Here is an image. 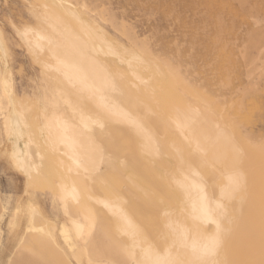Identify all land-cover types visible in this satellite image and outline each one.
Returning <instances> with one entry per match:
<instances>
[{
  "label": "rangeland",
  "instance_id": "1",
  "mask_svg": "<svg viewBox=\"0 0 264 264\" xmlns=\"http://www.w3.org/2000/svg\"><path fill=\"white\" fill-rule=\"evenodd\" d=\"M68 1L73 6L64 9L54 0H0V32L15 105L33 123L48 177L45 181L36 176L30 190L36 189L42 206L49 210L58 175L65 183L66 203L76 205L80 212L79 219H65L58 226L59 241L78 262L83 255L80 239L93 221L89 196L97 197L85 190L86 173L105 169L106 176L97 173V178L99 185L106 180L100 190L107 202L120 201V190L131 183L129 177L147 186L130 161H123V156L133 152L151 167L153 179L175 192L181 204L177 211L169 206L161 213L164 233L160 246L146 238L140 227L126 228L132 246L127 264L145 261L147 249L167 255L177 264H190L193 248H202L215 235L219 203L228 204L235 224L225 246L212 259L217 264L259 260L262 208L249 205L239 218L234 204L245 198V190H238L231 202L223 200L222 191L232 184L235 170L230 161L239 148L230 136V126L244 146L256 149L264 167V147L258 149L261 143L264 146V0ZM82 20L102 28L104 33L88 27L92 36L106 38L107 48L116 50L115 63L95 53L78 25ZM135 51L143 53L154 68L151 83L145 76L137 80L131 74L134 63L129 53ZM170 72L177 84L169 80ZM206 97L211 102L215 99L212 109L203 104ZM40 103L45 106L44 114ZM228 105L236 113L229 112ZM221 109L224 120L218 116ZM57 114L74 124L81 114L100 116L111 124L115 139L105 141L104 155L95 147L86 152V161L75 153L83 141L74 131L62 129L58 131L61 138L53 141L55 119L47 117ZM153 119L164 122L170 131L156 128ZM41 122L45 124L46 145L36 133ZM8 146L5 142L0 149ZM189 150H196L205 161L202 171ZM0 152V190L26 197L24 175ZM165 158L172 163L168 170L163 166ZM59 159L69 161L74 170L67 174L57 164L54 171ZM260 179L264 183V177ZM259 196L264 198V190ZM253 227L255 248L250 254ZM105 242L109 244L111 238ZM98 261L105 262L96 259L94 264Z\"/></svg>",
  "mask_w": 264,
  "mask_h": 264
},
{
  "label": "bare ground",
  "instance_id": "2",
  "mask_svg": "<svg viewBox=\"0 0 264 264\" xmlns=\"http://www.w3.org/2000/svg\"><path fill=\"white\" fill-rule=\"evenodd\" d=\"M54 1L60 4L64 9H66V7L69 6L70 7L73 6L68 0H54ZM78 25L81 31L89 39L95 53L100 58L107 61L108 63H113V62L115 63L114 60L118 57L117 53H115L116 50L113 49L111 50L110 47L107 48V46L104 44V40L107 39L104 37L98 38L97 35L95 34L97 37L96 39L94 36L90 34L88 29V27L89 28L95 27V30L97 29L103 32L102 28L100 26H94L92 24H89L85 20L79 21ZM6 53H7L6 46L4 44V39L0 32V147L5 142L9 143V146L7 148L4 147L5 149H0V150L2 151L4 156L11 159L14 170L24 175L26 179V187H25L26 197L25 196L16 197L14 206L9 209L8 203L5 201L3 195L0 193V264H94V261L96 259H104L105 262L101 264H127L128 262L131 261L132 246L130 242V236H128L126 233L127 231L126 228L131 223V221L137 220L141 216L137 212L134 213L129 210L130 203L124 194L122 195L119 201L123 205V208L121 209L115 206L108 207L101 202L99 203L97 201H94L95 202V206H93L94 217L91 223V225L93 226V232L91 237L90 236L87 238L85 237L86 239H84L82 242L83 245L86 247V249H88V252L87 254L82 255L81 262L80 261L75 262L71 254L69 253L67 246L59 241L58 219L66 218L68 220L71 219L76 220L79 219V216L76 212H74L73 206L66 203L67 205L65 206L64 212L61 213V211H59L57 219L56 220L51 219L44 210L43 206L38 202L37 197L30 190V188H32L31 186H33V182L36 176L38 175L41 176L45 181L48 180V177L45 171L43 170V162L41 161L42 152L37 150V143L33 135L35 134L33 133V126H32L33 123L29 117L23 116L18 111L15 105L14 87L12 84V78L10 75L11 73L9 71V66L6 61L7 58ZM129 55L132 57L134 63L131 73L134 76V78L138 80L139 76H145L148 79L147 80L148 82L151 83L152 81H154L155 71L153 70L154 68L152 69L149 63L150 61L147 60L146 56L143 53L136 51L133 53H129ZM167 72L169 73V71ZM169 80L174 81L177 84V79L175 75H173L171 72H170ZM145 86L147 87L148 85ZM203 94L201 95L203 96ZM197 97L201 98L200 96ZM124 101L128 105H132V103L128 99H125ZM211 101L212 100L207 101V97L206 100H202L203 104H206L209 109H212L214 107L213 105L215 103L214 102L215 99L213 101L214 103ZM232 102L234 101L232 100ZM229 103H231V101ZM235 104H237L236 101ZM40 108H41V113L44 114L45 106L43 103H40ZM228 108H229L228 110L229 112L230 109L231 111L233 110V112H235L234 109H232V106L230 108L228 105ZM219 113H220L218 114L219 119L224 120V113L222 112V109ZM78 118H82V119L86 118L87 120L91 121L92 125L99 128H103L105 124L109 123L100 116H95L90 114H81ZM47 119L51 121L55 119L53 122L54 123L53 129L56 130V133H54V137L52 139L53 141H56L59 139L58 138L59 126L57 124L58 114L54 116H48ZM230 121L232 122V120ZM151 122L156 128L160 126L165 133H168L170 131V128L164 122L157 121L154 119L151 120ZM229 129H230L231 138H233V140L235 139L238 141L237 143H239L238 146L240 148L236 150L233 160L230 161L233 169L235 170L234 173L231 174V180L233 181V178L237 174L242 175L244 182L239 190L240 191L245 190L246 192L245 198H240L234 204L235 209L238 212V216L239 218H241L244 210L249 205L254 204L256 206L255 209L262 208L264 198L259 195L264 190V186L262 185L264 183L260 179L264 177V167L260 164V161L257 159L258 156H256V149H254V147L252 146H244L234 136V131L231 128V126L229 127ZM173 132L175 133V131ZM36 133L39 139L41 140L42 144L46 145L47 135H46L44 122L38 124ZM252 143L255 142L253 141ZM258 143L260 144V142H257V145ZM261 144L263 146V143ZM225 146H226L225 139H223L222 147ZM262 146H259L258 149H260V147ZM60 149L62 148L60 147ZM105 150L106 149L104 147L97 149V151L103 153V155L105 154ZM88 151L89 148L87 149L86 147L80 150L83 157H86V161H88L89 158L86 154V152ZM188 153L189 156L193 158L194 162L197 163L199 170L202 171L205 168V161L201 160L199 153L196 150H192V152L189 150ZM260 156L259 159H261ZM164 161L165 162L163 163V166L167 170L170 169L172 167L171 161L167 158H165ZM56 163L59 166L61 165L68 168V171L66 169L67 174H70L74 170L72 164L69 161L59 159ZM215 170L213 171V174L219 177L220 174ZM149 171H151L150 173L153 174L151 167H149ZM26 172L31 173L33 177L31 181L28 179V176L25 174ZM104 172L105 169L101 167L98 172H91L90 174L86 173L85 177L89 186H91L90 184L93 183H96L100 187L106 186L105 179H103V181L99 185L97 178L98 175L97 173L105 177ZM219 178L222 179V176H220ZM135 184L137 185V182H135ZM138 185L136 187H138ZM61 186L64 187L65 183H61ZM159 187H160L159 188L160 195H157V192L156 193L152 192V195L150 197L152 209H155L156 213L159 211L160 216L161 213L165 211L166 208L169 206H172L173 210L177 211L179 209V203L181 204V199L175 194V192L169 190L166 184H162L160 182ZM258 196L259 199H257ZM55 199L56 198L54 197V201H53L55 204L54 207L58 208ZM151 213L153 214V210ZM109 217L114 219L116 225L115 232L117 233L119 238V241H117L118 248H113L110 246V249H114V250L117 249L118 250L117 252L114 251L110 252L105 245V240L109 236L108 231L106 230V226H107L106 222L108 221ZM160 224H161L160 229L159 231H156V233L150 232L149 228H141L144 234L146 235V238L148 237L158 246H160V240L164 233V228L162 226L163 223L160 222ZM125 238L128 239L129 241L127 240V242H124L123 240ZM123 243L125 244L124 246ZM121 251H123V253ZM124 255H128L129 261L124 260L123 258Z\"/></svg>",
  "mask_w": 264,
  "mask_h": 264
},
{
  "label": "crops",
  "instance_id": "3",
  "mask_svg": "<svg viewBox=\"0 0 264 264\" xmlns=\"http://www.w3.org/2000/svg\"><path fill=\"white\" fill-rule=\"evenodd\" d=\"M69 120H67L66 118H63L61 115H58V119H57V124L59 126V131L62 129H70L72 131L75 132V134L77 136H79L82 141H83V145L82 147H78L77 146V150H76V154L79 157H83V155L81 154L80 150L83 148H89V151H92L94 149V147L96 149L98 148H102L104 147L106 149V145H105V141L108 139H111L114 141V135L112 132V128H111V124L107 123L103 126V128H99L96 127L94 125H92L90 120H87L86 118L82 119V118H77V124H74L73 122H71ZM159 127V126H158ZM90 128V129H88ZM88 132V133H87ZM83 135V136H82ZM58 138H61V134L58 132ZM35 139V137H34ZM66 145V144H65ZM67 146V145H66ZM132 156H123V161H130V163L132 164L133 168L138 172V174L141 176V178H143V180L146 182L147 186H143L141 184H139V182L133 178H130V185L129 186H124V189H121L120 191L123 192V194L127 197V199L129 200V210L132 212H137L141 217L138 218L137 220H133L131 221V223L128 225L129 227L131 226H138L140 228H149L150 232L156 233V228L159 227L160 229V212L158 211L156 213L155 209H152L151 207V195L152 192L156 193L157 195H160V182L157 179H153L152 177L154 176L152 173H150L151 171H149V166H146L144 162H142L141 160L139 161V159L137 158V156L131 152ZM86 159V157H83ZM56 165L57 163H55L54 166V171L56 170ZM62 169L65 171V173H67L68 168H66L65 166H61ZM67 169V171H66ZM153 175V176H152ZM104 176H106L105 172H104ZM148 177V178H147ZM85 180V190L88 191L89 193H94L96 194L97 197H92L91 195L89 196V207L92 211V218L94 217V207L95 206V202H101L103 204H105L108 207H118V208H123V205L118 201V202H107L103 200V193L100 190V186H98L96 183L90 184L91 186H89L86 177L84 178ZM135 182H137L138 187H136L137 185L135 184ZM55 191H54V196L52 197L51 200V204H50V209L49 210H45L46 213L48 214V216L53 219L56 220L57 216H58V212L61 211L64 212L65 210V206L66 204V198L68 199V197H64L68 194L63 193V188L61 186V180L59 178V176L57 175V181H56V186L54 187ZM147 190V191H146ZM31 191L34 193V195L37 197L38 202L42 205L40 199L38 198V194L36 189H31ZM0 193L3 195V198L5 199V201L8 203L9 205V209L12 208L14 206L15 203V196L12 194H3V192L0 190ZM54 197L56 198L55 201L57 202V206L58 208H55V204H54ZM148 197V199H147ZM134 199V200H133ZM76 206V205H75ZM73 205L74 208V212H76L78 214V216L80 215L79 209H76ZM44 208V207H43ZM153 210V214L151 213ZM76 216V214H75ZM66 219V218H65ZM65 219L63 218H59L58 219V224L60 225L61 223H63V221H65ZM75 220V219H74ZM113 221V223H112ZM107 225V226H106ZM106 230L108 231V237L107 238H111V242L109 244L105 245L108 248V250L110 252L114 251L117 252L118 250H114V249H110V246L113 248H118L117 245V241H119L118 235L115 232V222L114 219H112L111 217L108 218V221L106 222ZM110 229V230H109ZM113 229V230H112ZM153 229V230H152ZM159 231V230H158ZM90 232V234H89ZM92 232H93V226L90 225L87 227L86 232L84 234V236L80 239L81 242V249H82V254H87L88 249H86V247L83 245V240L86 239L87 237H91L92 236ZM59 234V233H58ZM86 237V238H85ZM128 239H124V242H127ZM129 241V240H128ZM62 244L63 241H60ZM99 244V243H98ZM125 244L123 243V246ZM69 250V249H68ZM123 253V251H121ZM125 261H129V257L128 255H124L123 256ZM78 261H82L81 257L78 259Z\"/></svg>",
  "mask_w": 264,
  "mask_h": 264
},
{
  "label": "snow or ice",
  "instance_id": "4",
  "mask_svg": "<svg viewBox=\"0 0 264 264\" xmlns=\"http://www.w3.org/2000/svg\"><path fill=\"white\" fill-rule=\"evenodd\" d=\"M25 174L31 181L33 178L31 173L26 172ZM243 182V176L237 174L233 178L231 186L227 190L222 191L223 200L231 202L235 196V193L240 189ZM217 209L218 218L214 221L216 225L215 235L202 248H193V259L190 264H217V261L212 258L217 256L219 251L225 246L226 241L231 233L232 226L235 224V218L230 214L227 203H219L217 205ZM254 248L255 228L253 227V240L249 245L250 254H252ZM145 256V261H134V264H177V262L171 259L169 256H162L158 253H154L151 249L145 250ZM259 256V260L246 259L242 261H228L226 264H264V205H262L259 224ZM96 264H101V262L98 261Z\"/></svg>",
  "mask_w": 264,
  "mask_h": 264
}]
</instances>
